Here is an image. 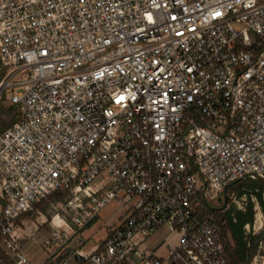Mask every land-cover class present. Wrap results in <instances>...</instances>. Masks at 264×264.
Instances as JSON below:
<instances>
[{
	"label": "built area",
	"instance_id": "built-area-1",
	"mask_svg": "<svg viewBox=\"0 0 264 264\" xmlns=\"http://www.w3.org/2000/svg\"><path fill=\"white\" fill-rule=\"evenodd\" d=\"M1 102L20 119L0 131V264H31L16 230L55 193L77 229L121 214L58 264H233L245 203L217 202L264 181V0H0ZM50 224L53 252L75 231Z\"/></svg>",
	"mask_w": 264,
	"mask_h": 264
},
{
	"label": "rangeland",
	"instance_id": "rangeland-1",
	"mask_svg": "<svg viewBox=\"0 0 264 264\" xmlns=\"http://www.w3.org/2000/svg\"><path fill=\"white\" fill-rule=\"evenodd\" d=\"M19 113L17 107L8 105L6 102L0 103V131L9 127L13 124L15 115ZM243 191V192H242ZM236 196L237 199L245 203L244 207L237 202H230L227 212H230L232 216L235 215L236 211H246L249 203H253L254 210V222L251 226H245L247 234H260L264 228V212L258 201L257 196L252 192L251 189L244 187L240 188L239 185H231L225 191L219 194L217 204L219 207L225 206L229 201V196ZM67 195L61 193H55L50 195L49 199H44L39 205L38 210L45 216L47 222H42L39 218L40 215L37 213L34 218L27 216L28 225L37 228L36 232H31L33 237L29 238L25 243V251L30 257L31 264H42L43 261L52 264H58L65 259L70 258L72 253L77 248L89 250L93 246L99 244L106 238L107 230L109 227L116 226L120 217L119 204L117 201L108 203L100 212L99 216L96 217L90 224L83 228L77 229L71 224V217L69 213L65 211V203L67 201ZM264 198V193H263ZM1 201V200H0ZM54 215H60L64 218L68 226H72L75 233L71 234L72 230L68 226H64L71 234L70 239L61 247L55 251L46 250L42 244L44 240L49 236V233L55 229V226L50 224ZM44 219V220H45ZM54 223H57L54 221ZM26 224L23 225L26 230ZM22 233V231H21ZM24 234V231H23ZM170 234L168 227L160 228L149 240L148 245L151 248L157 247L161 242L167 238ZM232 242V241H231ZM53 255L52 258H47L49 255ZM47 258V259H46ZM1 259V258H0ZM52 259V260H51ZM251 264H264V238L259 244L257 254L253 258Z\"/></svg>",
	"mask_w": 264,
	"mask_h": 264
},
{
	"label": "trees",
	"instance_id": "trees-1",
	"mask_svg": "<svg viewBox=\"0 0 264 264\" xmlns=\"http://www.w3.org/2000/svg\"><path fill=\"white\" fill-rule=\"evenodd\" d=\"M13 106V105H12ZM20 119L19 113L15 115L14 122ZM240 188L247 187L257 196L261 208L264 212V181H245L237 182ZM243 192V191H242ZM50 197V196H49ZM46 198V199H49ZM35 213H30V217L34 218ZM225 243L228 257L233 264H251L253 258L257 254L259 244L264 238V228L260 234H247L245 226H251L254 222L253 203H249L246 211H236L232 216L230 212L225 213ZM232 241V242H231ZM4 257V253L0 251V258Z\"/></svg>",
	"mask_w": 264,
	"mask_h": 264
},
{
	"label": "crops",
	"instance_id": "crops-1",
	"mask_svg": "<svg viewBox=\"0 0 264 264\" xmlns=\"http://www.w3.org/2000/svg\"><path fill=\"white\" fill-rule=\"evenodd\" d=\"M0 200H1V199H0ZM0 204H1V201H0ZM0 206H1V205H0ZM25 224H26L27 227H26V230H24V234H23V231H22V233H21L20 230H16V232H17L18 234H21L24 238H28L29 236H32V235H31V232L33 233V232H36V231H37V228L34 227V225H33V226L28 225V220H26ZM32 237H33V236H32ZM172 238L175 239V236H174V237L172 236Z\"/></svg>",
	"mask_w": 264,
	"mask_h": 264
},
{
	"label": "bare ground",
	"instance_id": "bare-ground-1",
	"mask_svg": "<svg viewBox=\"0 0 264 264\" xmlns=\"http://www.w3.org/2000/svg\"><path fill=\"white\" fill-rule=\"evenodd\" d=\"M42 218L45 219V216H42ZM53 218H54V221H56V222H58L59 220H61L60 215H54Z\"/></svg>",
	"mask_w": 264,
	"mask_h": 264
},
{
	"label": "snow or ice",
	"instance_id": "snow-or-ice-1",
	"mask_svg": "<svg viewBox=\"0 0 264 264\" xmlns=\"http://www.w3.org/2000/svg\"><path fill=\"white\" fill-rule=\"evenodd\" d=\"M216 15H220V13H216ZM120 99H123V97H121Z\"/></svg>",
	"mask_w": 264,
	"mask_h": 264
}]
</instances>
